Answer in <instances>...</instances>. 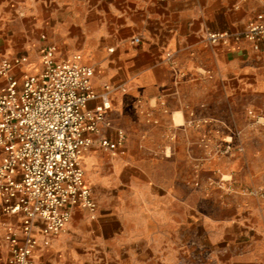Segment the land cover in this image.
Returning a JSON list of instances; mask_svg holds the SVG:
<instances>
[{
	"label": "crops",
	"instance_id": "1",
	"mask_svg": "<svg viewBox=\"0 0 264 264\" xmlns=\"http://www.w3.org/2000/svg\"><path fill=\"white\" fill-rule=\"evenodd\" d=\"M261 10L260 0H0V61L24 55L21 69L36 72L46 45L80 54L111 100V127L89 134L79 157L95 217L73 210L30 264H264V39L258 50L205 40ZM118 132L114 150L99 146ZM14 222L0 198V264Z\"/></svg>",
	"mask_w": 264,
	"mask_h": 264
},
{
	"label": "built area",
	"instance_id": "2",
	"mask_svg": "<svg viewBox=\"0 0 264 264\" xmlns=\"http://www.w3.org/2000/svg\"><path fill=\"white\" fill-rule=\"evenodd\" d=\"M262 10L242 31L207 32L210 45L246 40L254 50L264 39ZM139 38H132L134 46ZM56 48L46 45L36 72L22 70L24 55L0 61V198L2 211L15 222L5 240L10 244L8 264H30L34 251L49 246L69 223L76 208L95 217L96 203L86 184L80 154L90 148L89 134L110 128L109 89L92 87L93 69L80 54L57 58ZM96 104L89 108V102ZM117 143L99 140L101 148L114 150Z\"/></svg>",
	"mask_w": 264,
	"mask_h": 264
},
{
	"label": "rangeland",
	"instance_id": "3",
	"mask_svg": "<svg viewBox=\"0 0 264 264\" xmlns=\"http://www.w3.org/2000/svg\"><path fill=\"white\" fill-rule=\"evenodd\" d=\"M73 54H75V53H72V54H70V55H68V56H66V57H69V56H71V55H73ZM39 68H40V67H38V68L36 69V71H38ZM34 69H35V67H31V69H29V70H34Z\"/></svg>",
	"mask_w": 264,
	"mask_h": 264
}]
</instances>
